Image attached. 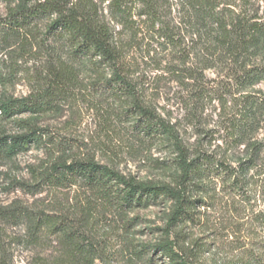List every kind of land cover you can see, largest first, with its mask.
Listing matches in <instances>:
<instances>
[{
  "label": "trees",
  "instance_id": "obj_1",
  "mask_svg": "<svg viewBox=\"0 0 264 264\" xmlns=\"http://www.w3.org/2000/svg\"><path fill=\"white\" fill-rule=\"evenodd\" d=\"M17 1L0 40V166L33 148L42 150L45 158L29 167V178L13 177L9 185L31 197L50 193L54 205L41 208L36 201L14 200L0 207V264H14L6 242L12 229L24 232L15 243L32 247L58 243L57 255L38 253L33 264H97L109 248L107 234L100 235L99 226L109 215L117 220L111 233L120 230L129 237L135 221L130 214L161 199L172 201L168 226L178 227L194 221L195 209L204 203L194 198V192L209 193V186L218 180L239 195L249 192L253 183L264 189V138H259L264 92L255 90L264 84V17L259 12L231 0H177L180 26L190 29L186 34L180 26L155 30V51L171 46L174 50L165 66H161L164 58L151 57L159 66L150 76V89L159 95L157 81L175 83L180 89L175 105L194 126L208 105L221 104L219 130L214 132L219 136H212L216 150L211 151L204 144L206 137L189 142L183 119L163 116L157 104L146 103L145 89L114 30L93 5ZM110 1L122 9L119 0ZM150 11L154 25L159 20L154 0ZM210 69L218 73L212 87L205 77ZM22 81L28 92L17 95ZM88 88L92 97L115 102L104 107L91 99L101 109L103 144L111 147L116 119H129L133 130L169 150L172 182L139 180L124 174L112 157L105 163L95 152L76 154L74 144L40 126L45 119L62 116L64 106ZM170 234L154 250L172 264H200L199 250L178 245Z\"/></svg>",
  "mask_w": 264,
  "mask_h": 264
},
{
  "label": "rangeland",
  "instance_id": "obj_2",
  "mask_svg": "<svg viewBox=\"0 0 264 264\" xmlns=\"http://www.w3.org/2000/svg\"><path fill=\"white\" fill-rule=\"evenodd\" d=\"M37 1L44 0H34ZM60 1L70 2L71 5H93L98 15L114 30L118 46L127 56V61L136 73L135 77L145 89L146 103L150 105L151 101L157 104L158 112L163 116L172 114L174 119H183L182 125L190 143L206 137L205 146L211 147V151L216 150V142H212L211 138L219 136L214 132L219 130L221 104L215 101L208 105L201 122L194 126L184 118L183 108L175 105V92L180 91L175 83L167 79L157 81L161 87L159 95L153 88L150 89V76L157 74L154 69L159 66L151 57L156 56L157 60L164 58L161 66H165L170 62V54L174 50L171 46L167 50L159 47L155 51L157 47L155 30L164 25L180 26V7L177 0H154L159 11V20L154 25L150 19V0H119L122 9L118 7V3L110 0ZM231 1L236 2L240 8L247 7L264 17V0ZM17 4V0H0V40L5 32L10 12ZM180 28L185 34L190 29L184 25ZM187 40H190L189 37ZM4 58L7 59V56ZM205 77L209 87L216 85L217 82H213L218 77L215 69L207 70ZM255 90L264 92V84L257 86ZM91 91H93L91 88L83 93L80 91L68 105L64 106L62 116L45 119L41 121L40 126L49 128L59 139L74 144L76 154L85 151L95 152L97 159L105 163L108 157H112L124 174L132 175L139 180L172 182V173L168 169L172 159L169 150L160 141L133 130L129 119L124 117L116 119L113 123L115 133L111 147L103 144L106 135L99 112L101 109L91 103V99L104 107H107L108 103L115 105V102L112 99L101 101L97 95L96 98L92 97L89 93ZM27 92L26 83L20 82L16 87V94L24 95ZM10 128L11 126L8 127ZM259 134L260 139L264 138V126ZM210 142L213 145H210ZM223 151L219 150V155ZM44 158L42 150L33 148L27 153L20 154L13 162L0 166V181L3 183L0 188V207L7 206L14 200L29 201L30 204L36 201L41 208L54 205L51 203L54 197L50 193L44 192L31 197L9 185L13 177L18 180L29 178V167L40 163ZM228 187L223 181L218 180L209 186V193L195 191L194 198L204 200V203L195 209L194 221H188L178 227L168 226L173 203L165 199L130 214L129 218H135V221H132V227L128 230L129 237L120 230L111 233L110 229L117 220L110 215L103 218L99 224L100 235L107 234L109 248L102 261H98L97 264H172L165 255L153 248L155 244L165 239L167 232H171L170 240L178 245L194 250L197 248L200 252V264H232L242 261L264 264V189L262 190L261 183H253L249 192L239 195ZM63 195L61 194L59 198L62 199ZM74 195L71 193L69 198L73 199ZM8 233L12 237L9 236L6 242L7 245L10 244L8 248L14 264H33L38 253L47 257L57 255L59 252L58 243L55 242L48 241L39 247L15 243V238L24 234L20 228L9 230Z\"/></svg>",
  "mask_w": 264,
  "mask_h": 264
}]
</instances>
